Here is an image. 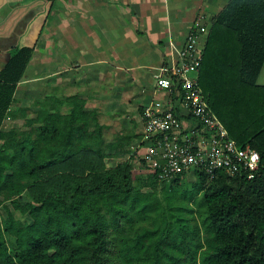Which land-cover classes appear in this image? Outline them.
<instances>
[{"label":"trees","instance_id":"trees-1","mask_svg":"<svg viewBox=\"0 0 264 264\" xmlns=\"http://www.w3.org/2000/svg\"><path fill=\"white\" fill-rule=\"evenodd\" d=\"M33 51L16 47L0 70V264H264V0H229L213 17L198 72L230 136L259 151V174L191 169L163 181L188 178L204 213L149 212L156 172L107 142L77 97L66 111L20 108L23 126L5 128Z\"/></svg>","mask_w":264,"mask_h":264},{"label":"crops","instance_id":"crops-1","mask_svg":"<svg viewBox=\"0 0 264 264\" xmlns=\"http://www.w3.org/2000/svg\"><path fill=\"white\" fill-rule=\"evenodd\" d=\"M228 1L0 0V70L16 47L34 46L6 122L22 120L14 116L31 106L27 90H38L39 106L52 102L62 111L70 108L68 98L77 97L98 111L107 142L126 143L137 153L138 168L143 106L161 94L153 72L177 59L196 22L209 30ZM258 81L264 83V65ZM136 96L140 103L132 102ZM109 131L118 138L110 140Z\"/></svg>","mask_w":264,"mask_h":264},{"label":"built area","instance_id":"built-area-1","mask_svg":"<svg viewBox=\"0 0 264 264\" xmlns=\"http://www.w3.org/2000/svg\"><path fill=\"white\" fill-rule=\"evenodd\" d=\"M208 31L196 22L177 59L153 72L155 90L161 94L143 106L139 147L141 159L160 181L170 182L191 169L210 177L222 170L252 179L263 166L259 151L232 138L204 96L198 72Z\"/></svg>","mask_w":264,"mask_h":264},{"label":"rangeland","instance_id":"rangeland-1","mask_svg":"<svg viewBox=\"0 0 264 264\" xmlns=\"http://www.w3.org/2000/svg\"><path fill=\"white\" fill-rule=\"evenodd\" d=\"M192 74V73H191ZM259 82V81H258ZM33 98L30 100V104H40L38 101L41 99V95L37 89L27 90ZM136 100L140 103L141 101L135 97ZM37 99V100H36ZM32 101V102H31ZM137 113V108L135 110ZM7 121L6 127L10 126V122L8 125ZM17 126L21 125L22 120L16 118ZM112 131H109V135ZM110 140H116L118 136L115 134H111L108 137ZM107 138V139H108ZM106 139V137H105ZM138 163V168L140 170L144 169L141 165L142 162ZM187 179L183 180L180 185L174 183H164L163 181H157L154 185L144 189L146 191H151L149 197L146 198L147 203H149L150 208L148 209L149 212H206V204L203 199L201 193L191 195V192L188 190L190 188V183ZM197 215V214H196ZM209 223V222H207Z\"/></svg>","mask_w":264,"mask_h":264}]
</instances>
